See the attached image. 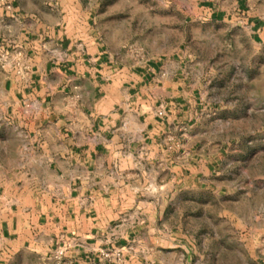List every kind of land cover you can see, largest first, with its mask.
<instances>
[{
    "label": "crops",
    "instance_id": "crops-1",
    "mask_svg": "<svg viewBox=\"0 0 264 264\" xmlns=\"http://www.w3.org/2000/svg\"><path fill=\"white\" fill-rule=\"evenodd\" d=\"M208 9L264 45V0ZM95 18L86 0H0V264H121L109 247L167 264L221 188L182 60L114 61Z\"/></svg>",
    "mask_w": 264,
    "mask_h": 264
},
{
    "label": "rangeland",
    "instance_id": "rangeland-1",
    "mask_svg": "<svg viewBox=\"0 0 264 264\" xmlns=\"http://www.w3.org/2000/svg\"><path fill=\"white\" fill-rule=\"evenodd\" d=\"M86 1L114 61L182 60L185 81L201 91V144L218 153L209 165L222 185L196 194L205 205L183 226L197 245L162 251L167 264H264V45L208 9L236 0Z\"/></svg>",
    "mask_w": 264,
    "mask_h": 264
},
{
    "label": "built area",
    "instance_id": "built-area-1",
    "mask_svg": "<svg viewBox=\"0 0 264 264\" xmlns=\"http://www.w3.org/2000/svg\"><path fill=\"white\" fill-rule=\"evenodd\" d=\"M158 115H162L163 111L158 110L157 111ZM122 251L123 247H109V248H103L100 250V254L102 257L108 259V260H113L117 263H123V258H122ZM63 254V249H59L57 251V255L61 256Z\"/></svg>",
    "mask_w": 264,
    "mask_h": 264
}]
</instances>
